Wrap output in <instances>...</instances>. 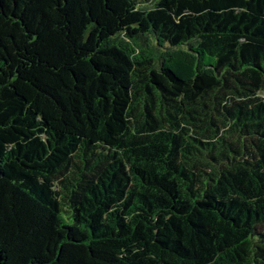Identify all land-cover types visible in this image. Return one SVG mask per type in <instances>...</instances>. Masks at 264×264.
Returning a JSON list of instances; mask_svg holds the SVG:
<instances>
[{"label": "trees", "instance_id": "16d2710c", "mask_svg": "<svg viewBox=\"0 0 264 264\" xmlns=\"http://www.w3.org/2000/svg\"><path fill=\"white\" fill-rule=\"evenodd\" d=\"M0 264H264V0H0Z\"/></svg>", "mask_w": 264, "mask_h": 264}]
</instances>
